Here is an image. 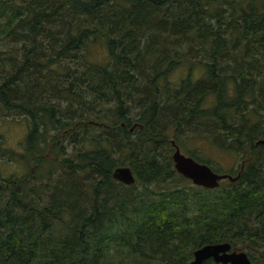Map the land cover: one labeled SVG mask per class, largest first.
<instances>
[{
    "label": "trees",
    "instance_id": "trees-1",
    "mask_svg": "<svg viewBox=\"0 0 264 264\" xmlns=\"http://www.w3.org/2000/svg\"><path fill=\"white\" fill-rule=\"evenodd\" d=\"M0 114L29 123L0 157L30 164L0 182V264H189L223 242L264 264V0H0ZM187 136L239 156L236 180L152 189L191 182Z\"/></svg>",
    "mask_w": 264,
    "mask_h": 264
},
{
    "label": "rangeland",
    "instance_id": "rangeland-1",
    "mask_svg": "<svg viewBox=\"0 0 264 264\" xmlns=\"http://www.w3.org/2000/svg\"><path fill=\"white\" fill-rule=\"evenodd\" d=\"M186 75H188L187 67L186 68L183 67L180 70L176 71L173 75H171L169 80H171L173 84L174 83L178 84L180 80L186 77ZM194 75L199 77V70H196ZM28 125H29L28 119L26 118L13 119L12 117H3L0 114V141H1L0 151L14 149L17 152H21L22 154H25L24 142L28 133ZM169 134L174 135L175 132L173 130H170ZM176 142L178 143V145H180V149L184 154L187 155L189 153L190 156L191 155L190 153H193L200 158L212 161V164H210V166L218 173L232 174L233 172L235 173L240 168L242 159H240L239 156H237L233 152H229V151L227 152L221 150L216 145H213L208 141H204L197 137L187 136L182 140L180 139V141L176 140ZM170 146L173 148L172 145ZM174 150L175 149L173 148V152ZM29 172H30V164L28 162L22 159L19 160L17 159V157L14 159H9L7 157H0V182H4L5 180L11 177L17 178L20 176H25ZM183 184L185 185L190 184L191 186H194L192 181L191 182L185 181L180 183L178 181H175L174 179H171L167 184L154 185V188L153 187L151 188L154 190L155 189L158 190L161 187L172 188L173 186L183 185ZM112 255H113L112 258L109 259L107 264H165L156 260H153L151 262L145 261L133 257L130 254L117 255L116 251H113ZM259 259L261 258L259 257Z\"/></svg>",
    "mask_w": 264,
    "mask_h": 264
},
{
    "label": "water",
    "instance_id": "water-1",
    "mask_svg": "<svg viewBox=\"0 0 264 264\" xmlns=\"http://www.w3.org/2000/svg\"><path fill=\"white\" fill-rule=\"evenodd\" d=\"M171 143L175 149L172 154L175 169L191 180L194 185L213 189L217 188L223 180H236L238 177L216 172L209 164L199 162L194 157L184 154L175 140H172ZM257 143L263 144L264 139H260ZM113 177L126 185L135 182V176L129 166L115 168ZM210 258L216 263L222 264H253L246 251L233 249L228 242L207 244L198 248L194 252V259L189 264H204Z\"/></svg>",
    "mask_w": 264,
    "mask_h": 264
}]
</instances>
